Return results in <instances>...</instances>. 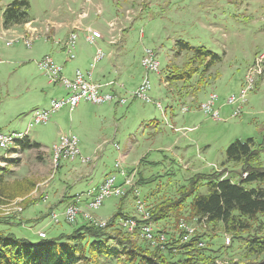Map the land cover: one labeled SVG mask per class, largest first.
<instances>
[{
  "label": "rangeland",
  "instance_id": "374dc122",
  "mask_svg": "<svg viewBox=\"0 0 264 264\" xmlns=\"http://www.w3.org/2000/svg\"><path fill=\"white\" fill-rule=\"evenodd\" d=\"M13 1L16 0H0V131L25 134L34 111L49 108L52 99L66 94L63 87L48 84L36 65L44 55L55 60L54 50L60 45L54 41L59 39L62 45L66 35L56 34L48 40L42 35L27 48L22 37L29 29L21 34L18 29L11 32L3 27L2 12ZM26 1L27 13L36 25L44 23L40 21L46 20L51 6L79 11L85 1V12L88 14L90 10V20L99 18L100 25L94 27L106 34L107 39L108 22L116 23L115 31L122 29L119 39L116 32L110 33L116 36L115 45L97 41L98 47L110 55L96 65L92 76L94 80L98 68L101 72L107 69L108 81L123 85L116 92L126 98V103L95 105L81 101L73 111L63 108L51 115L46 124L29 129L24 138L29 146L15 144L7 150L0 149V191L4 193L0 194L1 230L36 241L39 232L54 235L73 229L75 225L63 221L59 225L51 224L49 213L61 212L73 194L96 186L115 173L116 160H121L126 169H132L145 159L141 170L146 177L154 176L156 180L139 188L142 199L150 192L156 197L164 195V199L172 197L177 184L213 169L224 171V177L232 181H239L237 172L242 166L228 159L226 150L235 140L253 138L260 142L264 135V67L255 78L239 116L231 117L234 107L227 105L226 100L245 86L246 71L264 54V0H78V4L71 0ZM105 11L108 15L100 16ZM108 18L111 19L105 26ZM39 34H44L43 30ZM77 35L74 60L77 56L89 57L85 66L88 68L95 48L85 41L84 34ZM13 39L18 40L8 45ZM178 41L195 48L204 46L220 56L206 72L202 85L197 83L198 76L186 82L185 89L181 83L166 81V71L173 66L180 68L188 59L183 52L176 54ZM145 48L154 50L160 63L159 73H148L151 102L129 97V92L144 77L140 59ZM80 70L85 71L83 67ZM179 91L189 92L180 103L172 98L179 99ZM211 92L218 96L219 120L209 118L198 108ZM182 106H188L189 111L182 113ZM61 132L76 136L81 154L92 157L91 162L59 160L56 170L53 145ZM114 145H118L119 151ZM261 163L264 166V154ZM179 170L180 175H176ZM197 193L206 194V185L199 187ZM130 198L122 203L124 214L134 213ZM120 201L106 198L94 215L109 220L117 212ZM17 208L23 210L14 212ZM262 224L264 233L263 214L254 227ZM210 227L200 232L206 235L200 248H205L207 253L215 252L210 255L213 264L245 259L243 243L232 244L230 234Z\"/></svg>",
  "mask_w": 264,
  "mask_h": 264
},
{
  "label": "trees",
  "instance_id": "16d2710c",
  "mask_svg": "<svg viewBox=\"0 0 264 264\" xmlns=\"http://www.w3.org/2000/svg\"><path fill=\"white\" fill-rule=\"evenodd\" d=\"M28 7L26 0L9 4L2 12L3 27L7 29L26 23ZM175 52L187 54L188 59L180 68L173 66L172 70L166 71V81L181 83L183 89L186 82L195 76H198L197 83L202 85L206 72L220 59L212 50L204 46L195 48L184 41L176 43ZM188 94L179 91V99L172 98L180 103ZM16 143L22 147L29 146L25 139ZM262 149L264 135L260 142L248 138L235 140L228 146L227 158L242 166L237 172L240 176L238 182L224 177V171L213 169L207 173L199 172L184 180L185 183L177 184L172 197L164 199V195L156 197L150 192L143 198L156 224L169 221L159 226L167 236L164 251L152 248L139 237L138 232L128 234L119 226L120 220L134 217L133 213L124 214L121 211L122 203L131 197L129 191L120 199L118 210L107 220L105 229L82 221L69 231L62 230L54 235L49 233L44 238L37 236L36 241L0 229V264H111L114 261L121 264H213L214 258L210 255L215 252L211 250L207 253L205 248L197 246L206 237L205 234L196 233L186 243L176 235L181 219L189 221L195 217H205L210 228H220L230 234L232 244L243 243L245 259L240 262L229 259L223 264H264L263 224L262 227H254L259 222V215H264ZM144 160L142 158L135 166L138 188L156 180L154 176L144 175L140 168ZM180 172L177 171L176 175ZM203 185H206L207 193L198 194L199 187ZM0 194L3 195V191Z\"/></svg>",
  "mask_w": 264,
  "mask_h": 264
},
{
  "label": "built area",
  "instance_id": "2783aa9c",
  "mask_svg": "<svg viewBox=\"0 0 264 264\" xmlns=\"http://www.w3.org/2000/svg\"><path fill=\"white\" fill-rule=\"evenodd\" d=\"M85 16H82V18ZM43 25L45 26L43 36L45 40H48L51 37L48 35L50 24L45 22ZM107 26L109 27L107 41L109 44L115 45L117 41L116 36L114 34L110 35V33L116 32L119 39L122 29L115 31L116 23L113 21L110 23L108 22ZM37 29V27H33V29L30 28L28 33L22 37L27 48H31L34 40L40 38ZM77 30L76 27L73 28L64 39L65 41L62 42L64 52L69 60H74L76 58ZM83 32L85 41L95 48L91 61L88 64L87 72L75 69L73 75L67 77L62 72V66L51 56L44 55L36 61L37 68L44 74L48 80V84L63 87L66 90V94L58 99H52L49 108L34 111L32 118L27 124L25 134L22 132H12L9 134L0 132L1 150H7L17 144L16 141L24 139L28 130L34 125L46 124L51 115L61 109L68 108L69 111H73L81 101H86L95 105H102L113 101H115L117 105L126 103V98L121 97L116 92L117 89L124 88L122 84L114 80L98 83L92 79V72L96 65L104 58H107L110 53L105 52L97 45V41L103 38L100 31L88 27L85 28ZM17 40L18 39L11 40L8 42V45H11ZM54 43L59 44L60 41L55 40ZM263 59L264 54L256 60L255 64L248 68L244 75L245 86L240 89L239 93L237 95L230 94L227 97L226 104L234 107L231 112V117L240 115L242 106L246 102L247 94L253 89L255 78L261 74L262 68L264 67ZM140 65L144 70V77L136 89L129 92V97L132 99H139L143 102H151V98L148 95L151 90L148 73L157 74L159 73L160 67L155 51L145 48L142 52ZM217 101L218 96L214 92H211L207 95V99L199 104L198 108L209 118L219 120V107H216ZM156 106L161 109L160 103H157ZM188 111V106L181 107L182 113ZM114 147L119 151L118 145H114ZM53 158L56 166L59 160H78L82 164L89 163L92 160V157L83 156L81 154L76 136L71 133L62 132L59 133L58 142L53 145ZM114 167L116 172L107 175L100 184L89 186L85 190L73 194L71 200L64 206L61 212L51 211L49 213V222L53 225H59L61 221H63L68 225H75L78 223V220L83 219L84 222H88L98 229H105L108 221L96 217L94 212L101 207L106 198L112 197L121 199L130 191L134 203V217L120 220L119 226L128 234L138 232L139 237L149 243L152 248H159L164 251L167 236L152 220L147 203L140 195L139 188L136 184V169H126L121 160H116ZM22 210V208H17L14 212H21ZM207 229L208 223L205 217L200 219L195 217L189 221L181 219L178 222V232L176 235L181 237V242L186 243L196 233L206 231ZM45 236V232L38 233V237L40 238H44ZM226 242H229V238H226ZM197 246L203 247V242L200 241Z\"/></svg>",
  "mask_w": 264,
  "mask_h": 264
},
{
  "label": "crops",
  "instance_id": "0c3cea01",
  "mask_svg": "<svg viewBox=\"0 0 264 264\" xmlns=\"http://www.w3.org/2000/svg\"><path fill=\"white\" fill-rule=\"evenodd\" d=\"M73 4H78L79 1L78 0H71ZM85 4V1L82 2V5L80 7L79 11H71L69 8L65 9V11L62 8H58V7H50V13L48 14L46 20L40 21V22H48L50 24V29L48 32V35L51 36V39H54V36L56 34H64L66 35L65 38L67 37L68 33L73 29V28H77V33L79 35H83L84 32L83 30L85 28H93L95 30H98L97 27H94L95 25H100V20L98 17L90 20V15L91 12L89 10L88 14L87 12H85V6H83ZM106 13V16L108 15L107 11H105L104 13H102L100 16L104 15ZM86 15V16H85ZM82 16H85L84 18H82ZM111 18H108L104 24L106 26V23L108 22V20H110ZM94 20L97 21L96 23H94ZM35 19H31L30 16L28 15V20L26 21V23L24 24H20V25H13L7 29H5V31H11V32H16V29L21 31V34L25 33L28 29H30L31 27H41V25H43V23H39L38 25L35 24ZM45 26L43 25V28H39L40 30H43L44 33V28ZM39 29H37L38 31H40ZM99 31V30H98ZM102 34V33H101ZM43 34H40V36H42ZM103 38L102 40H105L107 45L110 46V44L107 41V35L106 34H102ZM59 40V39H57ZM60 43L58 45H60L58 48H56L54 50L55 55L53 54V57L55 58V60L57 62H59V64L62 66L63 68V74L67 77H71L73 75V71L75 69H80V68H84L85 71L87 72L88 68H85L87 62H89V57L84 59L82 56H77V59L74 60V62H72L71 65L70 64V60H68L63 46L61 45V40H59ZM57 45V44H56ZM80 52V50H79ZM80 55V53H79ZM87 60V61H85ZM96 69V67H95ZM94 69V70H95ZM101 69L98 68L97 69V74H95L94 77V81L98 82V83H104V82H108V75H107V69L104 70V72L100 71ZM93 74V72H92ZM93 79V76H92ZM87 188V187H86ZM99 218V217H98ZM101 219V218H100Z\"/></svg>",
  "mask_w": 264,
  "mask_h": 264
}]
</instances>
